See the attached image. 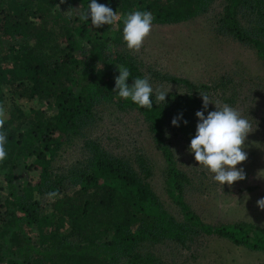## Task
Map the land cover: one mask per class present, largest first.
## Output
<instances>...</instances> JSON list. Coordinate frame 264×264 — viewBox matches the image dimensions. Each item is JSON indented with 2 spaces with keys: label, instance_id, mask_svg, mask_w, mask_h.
<instances>
[{
  "label": "trees",
  "instance_id": "16d2710c",
  "mask_svg": "<svg viewBox=\"0 0 264 264\" xmlns=\"http://www.w3.org/2000/svg\"><path fill=\"white\" fill-rule=\"evenodd\" d=\"M215 1L97 0L120 17L150 11L153 25L208 14ZM89 3L0 0V106L5 109L0 131L8 136V156L0 162V264H158L150 247L167 241L188 248L201 231L264 253V228L251 223L212 227L189 215L176 220L145 180L153 168L138 141L131 153L116 154L87 137L96 110L107 101L135 114L161 145L169 187L180 191L190 178L181 174L163 143L165 126L182 113L180 126L172 127L190 144L195 113L203 104L197 96L178 93L158 103V82L200 85L145 74L137 58L124 51L122 19L101 28L79 19ZM217 18L215 31L255 50L264 61V0H225ZM117 65L130 70L129 85L136 77H149L153 108H140L113 92ZM71 136H84V152L77 162L54 171L52 162ZM49 192L59 195L48 198Z\"/></svg>",
  "mask_w": 264,
  "mask_h": 264
},
{
  "label": "rangeland",
  "instance_id": "374dc122",
  "mask_svg": "<svg viewBox=\"0 0 264 264\" xmlns=\"http://www.w3.org/2000/svg\"><path fill=\"white\" fill-rule=\"evenodd\" d=\"M224 2L216 0L208 14L187 21L152 24L139 52L129 50L126 44L124 51L137 58L145 74H168L200 85L189 88L165 79L155 87L167 91L166 96L194 95L203 102L200 93H204L213 102L209 107L216 108L214 103L227 104L250 122L251 132L243 149L247 160L237 165L244 170L245 179L223 186L215 182L213 174L195 161L188 150L189 143L169 124L165 126L163 143L170 147L181 174L190 178L180 191L171 190L170 168L161 145L157 146L139 117L120 111L110 101L96 110L94 124L85 133L116 154L131 153L137 147L134 141H138L153 168L152 176L145 180L176 220L183 222L189 215L192 221L201 220L212 227L247 222L264 228V210L256 204L264 197V61L255 50L215 31L216 16L222 12ZM18 104L28 105L22 100ZM84 139L71 136L62 145L52 162L54 171L81 158ZM181 174L175 177V182ZM176 196L183 201L177 202ZM149 252L158 264H264V253L234 246L203 231L188 248L162 241L150 247Z\"/></svg>",
  "mask_w": 264,
  "mask_h": 264
},
{
  "label": "clouds",
  "instance_id": "9594fccd",
  "mask_svg": "<svg viewBox=\"0 0 264 264\" xmlns=\"http://www.w3.org/2000/svg\"><path fill=\"white\" fill-rule=\"evenodd\" d=\"M81 21L90 19L91 25L101 28L105 24L112 25L122 19V37L129 50L139 52L144 40L150 35L154 16L150 11L134 10L120 17L116 11L105 4L98 3L97 0H90L86 10L79 13ZM119 75L115 77L116 92L122 99L128 100L140 108H153L152 95L154 89L149 82V77H136L134 82L129 85L126 81L131 75L130 70L117 65ZM167 91L155 90L156 101H165ZM203 104L202 109L197 110L195 116L198 118L196 123L195 135L191 138L188 150L194 154V159L206 170L213 174L212 179L220 185L227 183L232 185L234 182L246 178L242 168H237L238 164L247 160V153L243 150L245 140L251 132V124L243 118L241 113L227 104L216 105L215 110L208 111L209 103H213L209 96L200 93ZM207 112V115H205ZM182 120V113L174 116L171 120L173 126L179 127ZM186 125L187 120H183ZM5 109L0 106V129L4 128ZM8 136L6 131H0V162L7 156L6 143ZM58 192H49L48 198H54ZM257 206L264 210V197L256 201Z\"/></svg>",
  "mask_w": 264,
  "mask_h": 264
}]
</instances>
